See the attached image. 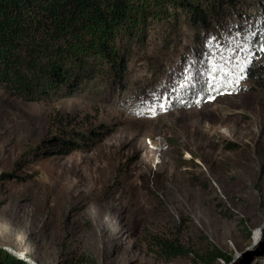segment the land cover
<instances>
[{
  "label": "rangeland",
  "instance_id": "1",
  "mask_svg": "<svg viewBox=\"0 0 264 264\" xmlns=\"http://www.w3.org/2000/svg\"><path fill=\"white\" fill-rule=\"evenodd\" d=\"M93 1L77 0L75 31L39 42L23 83L0 75V249L28 264H205L211 247L236 254L264 223V88L242 80L211 90L201 61L208 37L227 44L264 27L258 0H240L243 19L202 34L171 0H125L126 24L107 31L109 58L126 61L120 79L80 6ZM54 67L73 90L51 83ZM99 127L110 133L91 149L42 156L47 138ZM144 235L176 238L187 253L158 261ZM232 264H264V238Z\"/></svg>",
  "mask_w": 264,
  "mask_h": 264
},
{
  "label": "trees",
  "instance_id": "2",
  "mask_svg": "<svg viewBox=\"0 0 264 264\" xmlns=\"http://www.w3.org/2000/svg\"><path fill=\"white\" fill-rule=\"evenodd\" d=\"M76 2L77 0H0V75L23 83L22 71L35 69L34 58L40 50L39 42L55 41L67 32L75 31L78 21L84 18L82 11L79 12L76 7ZM171 2L178 11L184 12L187 21L200 30V34L210 31L215 24L224 25L232 16L244 18L241 6L238 7L240 0H171ZM258 5L264 17V0H258ZM80 6L88 10L87 17L90 18L92 25L101 28L97 31L101 37L95 42L96 49L109 58L111 35L107 33L108 27L113 24L116 26L126 24L130 7L125 0H96L82 2ZM261 30H264V27ZM261 39H264V32L257 36L256 41ZM112 56L108 61L120 79L124 74L126 61L115 51ZM65 70L62 67H54L50 73L51 83L73 90L76 84L69 80L68 71ZM243 80L264 88V52H255V59ZM99 129L88 128L84 132L72 133L66 130L64 135L49 137L46 139L47 148L43 150L42 156L45 158L54 155L66 156L77 149L89 150L110 133L107 128ZM141 243L148 253L161 262H169L187 253L176 238L144 235ZM202 255L204 256L201 260L205 264L215 263L218 259H228L217 247H211L209 252H203ZM0 264L28 263L0 249Z\"/></svg>",
  "mask_w": 264,
  "mask_h": 264
},
{
  "label": "snow or ice",
  "instance_id": "3",
  "mask_svg": "<svg viewBox=\"0 0 264 264\" xmlns=\"http://www.w3.org/2000/svg\"><path fill=\"white\" fill-rule=\"evenodd\" d=\"M262 32L264 30L238 31L226 38L227 44L218 41L215 37H208L206 46L209 48V53L201 61L207 67L201 75L209 89L218 90L220 87L228 86L233 91L238 90L237 86L240 81L246 78L247 70L255 59V52H264V39L259 41L253 39ZM193 63L195 61H189L183 68L181 88L190 85ZM191 86L194 87V85ZM156 107L163 109L165 104L160 102L151 105L147 111L150 114H155ZM261 231L264 232V229Z\"/></svg>",
  "mask_w": 264,
  "mask_h": 264
},
{
  "label": "water",
  "instance_id": "4",
  "mask_svg": "<svg viewBox=\"0 0 264 264\" xmlns=\"http://www.w3.org/2000/svg\"><path fill=\"white\" fill-rule=\"evenodd\" d=\"M264 229V223H262L254 232V235L250 237V240L247 244H245L240 251H238L236 254H228L226 257L228 259L223 260L219 259L221 263L219 264H232L234 261L238 260L242 255H244L247 251H249L251 248L256 246L260 240L264 238V232L261 230Z\"/></svg>",
  "mask_w": 264,
  "mask_h": 264
}]
</instances>
